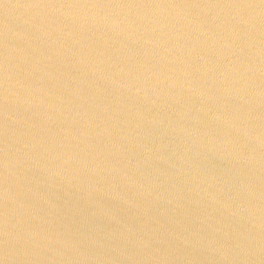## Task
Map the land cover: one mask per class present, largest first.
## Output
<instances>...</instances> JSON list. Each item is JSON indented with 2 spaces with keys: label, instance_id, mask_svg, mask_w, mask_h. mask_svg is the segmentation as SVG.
Returning a JSON list of instances; mask_svg holds the SVG:
<instances>
[{
  "label": "water",
  "instance_id": "obj_1",
  "mask_svg": "<svg viewBox=\"0 0 264 264\" xmlns=\"http://www.w3.org/2000/svg\"><path fill=\"white\" fill-rule=\"evenodd\" d=\"M0 264H264V0H0Z\"/></svg>",
  "mask_w": 264,
  "mask_h": 264
}]
</instances>
